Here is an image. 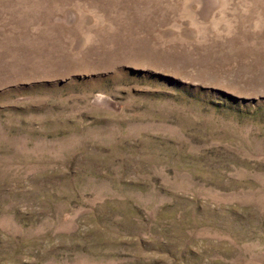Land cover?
<instances>
[{
	"label": "rangeland",
	"instance_id": "obj_1",
	"mask_svg": "<svg viewBox=\"0 0 264 264\" xmlns=\"http://www.w3.org/2000/svg\"><path fill=\"white\" fill-rule=\"evenodd\" d=\"M0 264H264V0H0Z\"/></svg>",
	"mask_w": 264,
	"mask_h": 264
}]
</instances>
